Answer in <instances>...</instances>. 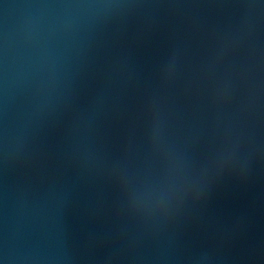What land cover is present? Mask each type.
Wrapping results in <instances>:
<instances>
[{"label":"water","instance_id":"95a60500","mask_svg":"<svg viewBox=\"0 0 264 264\" xmlns=\"http://www.w3.org/2000/svg\"><path fill=\"white\" fill-rule=\"evenodd\" d=\"M0 264H264V0H0Z\"/></svg>","mask_w":264,"mask_h":264}]
</instances>
